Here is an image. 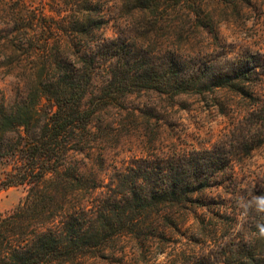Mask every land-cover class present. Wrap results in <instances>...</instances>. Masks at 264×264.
Segmentation results:
<instances>
[{"label":"rangeland","instance_id":"1","mask_svg":"<svg viewBox=\"0 0 264 264\" xmlns=\"http://www.w3.org/2000/svg\"><path fill=\"white\" fill-rule=\"evenodd\" d=\"M89 2L92 11L100 13H92L100 28L92 37L61 40L60 57L78 63L80 54L93 52L96 40L105 39L123 44L131 58L158 67L174 59L186 73H242L246 79L231 87L207 92L198 88L178 96L128 87L125 91L131 94L121 97L117 89L122 86L113 85L114 100L92 120L93 150L76 157L81 171L96 174L101 187L79 195L78 205L92 209L94 201L108 193L107 187L116 185L118 174L136 161L176 160L196 154L201 158L219 152L225 158V172L193 196L194 204L163 208L158 229L117 236L106 246L62 264H181L198 257L221 260L246 245L262 247L259 229L264 226V213L257 212L252 201L264 196V0L237 7L212 4L204 12L212 19L207 27L193 26L185 13L174 15L173 23L155 25L130 0ZM6 4L9 1L0 0V30H5L0 36L4 43L0 49V107L10 109L26 100L40 74L41 58L16 52L15 36L6 33L10 29L3 13ZM26 8L45 9L50 16L54 10H64L58 0H26ZM114 64V59L98 60L89 93L100 94ZM26 195L23 186L0 191V214L15 210Z\"/></svg>","mask_w":264,"mask_h":264},{"label":"trees","instance_id":"2","mask_svg":"<svg viewBox=\"0 0 264 264\" xmlns=\"http://www.w3.org/2000/svg\"><path fill=\"white\" fill-rule=\"evenodd\" d=\"M8 1L3 12L9 18L6 33L15 36L16 52L35 54L41 60L40 74L30 85L26 100L10 109L0 107V166L4 167L0 191L18 186L27 189L20 206L0 214V264H62L106 246L117 236L158 229L163 208L194 204L193 196L224 174L225 158L219 152L201 158L196 154L176 160L136 161L118 174L116 185L107 187L105 196L94 201L91 214L78 205L79 195L101 187L96 174L81 171L76 157L93 150L92 120L114 100L113 85L122 86L117 89L121 97L131 94L125 91L128 87L178 96L198 88L207 92L231 87L246 77L242 73H186L174 59L158 67L131 58L123 44L105 39L96 40L95 50L80 54L75 63L59 56L58 45L63 39L92 37L100 28L92 14L100 13L92 11L89 0H58L64 10H54L52 16L45 9H27L26 0ZM130 2L155 25L173 23L174 15L185 13L193 26L207 27L212 19L204 12L212 4L237 7L250 0ZM3 33L0 30V36ZM100 58L114 59L115 64L106 86L95 95L89 89ZM88 95L91 99L85 105ZM261 246L239 247L221 260L198 257L181 264H264V239Z\"/></svg>","mask_w":264,"mask_h":264},{"label":"clouds","instance_id":"3","mask_svg":"<svg viewBox=\"0 0 264 264\" xmlns=\"http://www.w3.org/2000/svg\"><path fill=\"white\" fill-rule=\"evenodd\" d=\"M252 204L257 212L264 213V196H256L253 198ZM260 234L264 236V226H260Z\"/></svg>","mask_w":264,"mask_h":264}]
</instances>
